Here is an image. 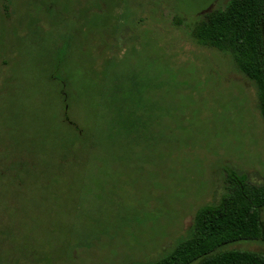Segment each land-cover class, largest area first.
Returning a JSON list of instances; mask_svg holds the SVG:
<instances>
[{"label": "rangeland", "instance_id": "374dc122", "mask_svg": "<svg viewBox=\"0 0 264 264\" xmlns=\"http://www.w3.org/2000/svg\"><path fill=\"white\" fill-rule=\"evenodd\" d=\"M230 1L0 0V264L148 262L264 184L257 89L192 35Z\"/></svg>", "mask_w": 264, "mask_h": 264}, {"label": "trees", "instance_id": "16d2710c", "mask_svg": "<svg viewBox=\"0 0 264 264\" xmlns=\"http://www.w3.org/2000/svg\"><path fill=\"white\" fill-rule=\"evenodd\" d=\"M198 43L229 52L237 68L251 80L264 118V0H231L212 8L193 28ZM264 184L231 172L227 191L195 213L189 236L157 258L132 264H264V253L226 248L238 240L264 243Z\"/></svg>", "mask_w": 264, "mask_h": 264}, {"label": "flooded vegetation", "instance_id": "af4514ba", "mask_svg": "<svg viewBox=\"0 0 264 264\" xmlns=\"http://www.w3.org/2000/svg\"><path fill=\"white\" fill-rule=\"evenodd\" d=\"M212 8H215V7L213 6V4H211L206 10H204V12L207 13V11H209V10L212 9ZM206 13L204 14L205 16H206Z\"/></svg>", "mask_w": 264, "mask_h": 264}]
</instances>
